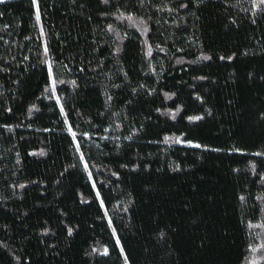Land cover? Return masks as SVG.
Returning <instances> with one entry per match:
<instances>
[{
	"label": "trees",
	"instance_id": "trees-1",
	"mask_svg": "<svg viewBox=\"0 0 264 264\" xmlns=\"http://www.w3.org/2000/svg\"><path fill=\"white\" fill-rule=\"evenodd\" d=\"M38 6L0 3V264H264V4Z\"/></svg>",
	"mask_w": 264,
	"mask_h": 264
},
{
	"label": "snow or ice",
	"instance_id": "snow-or-ice-1",
	"mask_svg": "<svg viewBox=\"0 0 264 264\" xmlns=\"http://www.w3.org/2000/svg\"><path fill=\"white\" fill-rule=\"evenodd\" d=\"M4 2H5V0H0V3H4ZM105 2H107V0H105ZM33 4L36 5V20H37V22H39L41 17H40V11H39V6H38V0H33ZM260 4H264V0H260ZM127 19L131 20L132 17L129 16V17H127ZM145 31H147V29H145ZM45 52L47 53V48H45ZM150 54H151V49L149 48V55ZM204 59H208V57H205ZM55 84H56V81L53 80V82H52L53 90L55 89ZM200 118L201 117H195L194 119H200ZM195 147H200V145H195ZM97 195H99V194L97 193ZM104 254H107V249H105Z\"/></svg>",
	"mask_w": 264,
	"mask_h": 264
},
{
	"label": "rangeland",
	"instance_id": "rangeland-1",
	"mask_svg": "<svg viewBox=\"0 0 264 264\" xmlns=\"http://www.w3.org/2000/svg\"><path fill=\"white\" fill-rule=\"evenodd\" d=\"M263 239H264V238H263ZM260 241L262 242V241H264V240L261 239Z\"/></svg>",
	"mask_w": 264,
	"mask_h": 264
}]
</instances>
